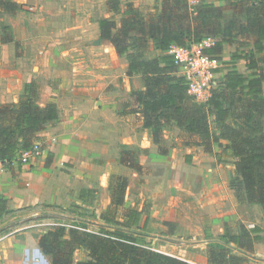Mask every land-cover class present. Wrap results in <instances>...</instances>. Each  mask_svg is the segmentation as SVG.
Returning a JSON list of instances; mask_svg holds the SVG:
<instances>
[{"label": "trees", "instance_id": "trees-1", "mask_svg": "<svg viewBox=\"0 0 264 264\" xmlns=\"http://www.w3.org/2000/svg\"><path fill=\"white\" fill-rule=\"evenodd\" d=\"M243 3L235 6L245 16L239 28L235 20L225 22L224 9L213 3L192 5L189 0H163L160 12L146 17L131 4L123 10L121 0H109L113 15L100 20L99 31L100 39L113 43L116 53L126 58L127 77L142 79L143 90L131 89L137 108L130 113L142 116L143 129L150 131L158 143L164 131L177 127L187 135L198 136L208 153L213 154L219 147L234 159L229 186L238 201L264 211V68L260 67L264 64V0ZM21 9L22 5L13 0H0V12L16 13ZM238 30L258 35L253 50L232 59L244 58L252 73L231 69L207 101L196 100L189 95L185 79L177 75L174 58L166 52L171 46L190 47L213 37L215 42L207 54L217 57L224 52L225 44L235 41ZM3 32L2 44L15 41L11 27L4 26ZM150 40L164 53L162 57H145ZM39 99V86L31 81L24 85L18 102L0 105V160L6 167L38 142L40 131L59 119L58 106H41ZM121 162L140 172L135 158L122 157ZM128 186V179L121 176L110 184L112 204L106 216L112 214L115 226L130 230L139 228L142 212L124 208ZM7 212V201L0 198V217ZM262 232L258 226L248 228L244 224L233 232L225 225L223 243L211 244L210 264H251L248 257L236 255L228 246L254 255L256 244L263 240ZM38 248L51 264H187L153 250L134 234L89 231L84 223L49 229L39 237ZM83 250L86 259L77 261L76 253Z\"/></svg>", "mask_w": 264, "mask_h": 264}, {"label": "rangeland", "instance_id": "rangeland-1", "mask_svg": "<svg viewBox=\"0 0 264 264\" xmlns=\"http://www.w3.org/2000/svg\"><path fill=\"white\" fill-rule=\"evenodd\" d=\"M13 1L22 5L20 11L16 13L0 12V37L4 34L3 27L9 26L12 28L15 38L11 44L0 42V102L14 103L22 95L24 85L35 81L39 86V100L41 102L48 99L60 100L67 121H73L75 124L73 129L69 130L71 132L69 136L74 141L73 145L76 146L77 151L80 148L85 155L97 153L98 149L95 147V143L99 134H102L105 140L112 142V146L106 152L107 155L98 153L101 158L95 160L106 165V162L114 160L115 151H118L115 141L131 135L126 121L121 122L120 120L117 123L110 119L131 107L135 100L130 91L131 86L133 87V80L130 86L126 75V58L120 57L116 53L113 43L100 39V20L113 15L107 5L109 0ZM121 2L123 10H126L125 6L131 4L146 17H150V15L160 12L163 0H121ZM240 2L242 1H226L225 22L230 19H235L239 25L243 22V16L237 14L232 7L233 4ZM119 18L117 17L118 20ZM233 54H238L236 46H232L223 53L221 67L226 63L233 62L231 61ZM163 55L156 48L155 42L150 40L145 57L152 59L160 58ZM240 68L243 69L242 66ZM222 76L223 73L215 78L216 85L222 81ZM72 109H74V113H69ZM98 113H103L104 118L110 120L105 123L106 127L100 128V124L96 121ZM69 116L74 118L70 119ZM213 129H215L214 125ZM112 130L114 139L110 136ZM163 136L179 138L183 142L188 140L185 134L174 130L166 131ZM166 143L172 144L169 140ZM214 151L221 157L217 159L213 157L210 160H194L192 164L186 166L183 161L188 154L184 149L179 150L178 154L182 156V159L175 160V162L168 160L167 163L171 165L172 162L180 167L183 173L181 174L182 179L178 180L184 185L196 184L200 190L211 184L212 175L219 169H222L223 174V179L220 182L227 181L229 184L234 176V159L229 154L223 153L219 147H215ZM110 155H112V159L109 157ZM179 161H181L180 166L178 165ZM220 173L219 171L218 174ZM175 182L177 183V181ZM137 190L134 186L133 192L135 193ZM97 191L99 192L97 196L94 194L91 198L90 195L87 196V212L81 213L82 215L73 209L62 208L60 211L53 207L54 216L43 217L38 214L30 218L31 221L27 220L28 222H22L23 216H18L19 214L13 211L0 217V264H51L50 258L42 256L38 252V239L50 228L59 225L72 227L78 223H85L79 220L83 218L88 223L86 224L88 228L95 232L98 231L100 213L97 208H94L96 198L98 197L100 201L97 206L103 207V210L106 204H104L105 197L102 196V192ZM234 193L237 197L235 191ZM71 203H75V201L73 200ZM238 203L242 214H244L242 217L246 221L244 225L247 226V223L260 224L264 234V211L258 206H251L239 201ZM191 212L192 209H185L186 216ZM43 214L45 213L43 212ZM44 218H47L48 221H45ZM241 222L242 220L231 221L233 232H237L243 223ZM184 227L188 228L189 226L186 224ZM149 228L151 233L158 234L160 227L151 225ZM144 230L148 231V229ZM141 239L148 244V239ZM259 244L260 253L264 256V235L263 241ZM187 250L185 258L190 264H201L194 262L196 261L194 260L195 256L191 255L190 249ZM171 253L176 254L177 252L172 251ZM182 253L184 254V252ZM201 254L203 253L201 252ZM85 257L83 251H78L75 256L77 261L85 259ZM260 258L262 259L256 254L252 263L264 264V260Z\"/></svg>", "mask_w": 264, "mask_h": 264}, {"label": "crops", "instance_id": "crops-1", "mask_svg": "<svg viewBox=\"0 0 264 264\" xmlns=\"http://www.w3.org/2000/svg\"><path fill=\"white\" fill-rule=\"evenodd\" d=\"M226 1L201 0L198 4L213 3L218 7H222L225 12ZM240 1L256 4L257 0ZM235 6L236 4L232 5L236 13L243 16V22L240 25L237 23L240 28L245 23V16ZM231 20L235 19H230L229 21ZM257 40L258 35L256 33L242 34L238 30L235 41L225 44L224 52L232 48V46H236L238 54H233L232 58L234 59V56L243 57L254 49V44ZM223 53L217 57L212 56L218 62L215 78L223 73L221 81L223 82L224 76L231 69L237 70L242 74L252 73V71H248V62L244 58L226 63L221 67ZM166 54H168V51ZM260 67L264 68V64H260ZM177 75L182 76L179 70ZM132 80L133 87L131 86ZM128 81L131 86L130 91L131 89H144L140 76H134L132 79L128 78ZM19 98L14 103L18 102ZM39 103L41 106L55 103L59 109V119L49 123L37 134L38 142L45 147V154L35 158L29 164H23L18 159L11 166L6 167L5 172L0 175V198L7 201V213L13 211L18 213V216H23L22 222H28L27 220L38 214L43 215V217L53 215L55 214L53 207L60 211L64 208L73 209V211H78L80 214L85 213L87 212V196L90 195V198L93 194L97 196L99 193L97 190L101 191L102 196L105 197L104 204L106 206L104 210L109 211L112 204L110 184L113 183L116 177L121 176L127 178L129 182L124 208L137 209L142 212L140 226L130 230L115 226L112 223V214L106 216L107 211H104L103 207L97 206V203L100 202L97 197L94 208H97L98 213H100V221L98 222V227L100 228L97 229L98 231L101 229L121 230L128 234H134L139 238H146L153 250L167 255L173 254L171 253L172 251L177 253L178 251H184L187 255V249H190L191 255L195 256L194 260L196 261L194 262L210 264L209 252L211 244L223 243L221 236L224 234L225 225L232 227L231 221L235 222L237 220L238 222L242 220L243 223H241L246 224L234 191L227 184V181L220 182L223 179L222 169L216 170L217 172L212 175L213 180L210 181V185L204 186L199 190L196 184L187 186L180 183L179 180L182 179L181 174L183 173L180 167L172 162L171 165H168V160H174L175 162V160L182 159L178 151L183 149L188 154L183 161L186 166L192 164L194 160H210L213 157L217 159L216 152L211 154L205 151L198 136L187 135L176 127L170 131L174 130L185 134L187 141L183 142L179 138L163 136L166 133L164 131L162 141L160 143L155 142L151 132L143 129L142 116L130 113L132 109L137 108L136 100H134L131 107L120 112L121 115L118 113L110 119L112 122L117 123L120 120L121 122L126 121L131 135L115 141L118 151H115L116 154L114 153V160L106 162V165L101 163L102 166L98 160H95L101 158L99 154L107 155L106 152L112 146V142L105 140L103 135L99 134L95 143V147L98 149L97 153L85 155L80 148L77 151L76 146L73 145L75 144L74 141L69 136L71 133L69 130L73 129L75 124H73V121H67V117L64 116V107L61 106L60 100L48 99L42 102L39 100ZM2 104L7 103L2 101L0 105ZM98 104H101V102H98ZM69 113H74V109ZM69 118L72 119L74 117L69 116ZM96 118L100 128L106 127L105 123L110 121L104 118L103 113H98ZM111 133L110 136L114 139L113 130ZM167 140L171 141L172 144L168 145L166 143ZM109 157L112 159V155ZM122 157L128 160L135 158L141 168L140 172L122 164ZM180 162H178L179 166L181 165ZM219 171L221 172L220 174H218ZM134 186L138 189L135 193L133 192ZM73 200L75 203H71ZM186 208L192 209V212L187 216L185 215ZM44 220L48 221L47 218H44ZM79 220L84 221V224H88L83 218ZM186 224H188V228L184 227ZM151 225L160 227L158 234L150 232L149 227ZM256 226L262 229L260 224L251 225L247 223L248 228ZM88 229L93 231L90 228ZM144 229H148V231L146 232ZM139 231H141L140 234H138ZM261 235H264L263 232ZM259 246L260 244L257 243L254 255H245L244 252L235 249L233 246L228 247L236 255L248 257L251 260V264H253L252 260H254L256 254L262 257V259L260 258L261 260H264ZM38 252L44 256L39 248ZM83 252L85 251L83 250Z\"/></svg>", "mask_w": 264, "mask_h": 264}, {"label": "built area", "instance_id": "built-area-1", "mask_svg": "<svg viewBox=\"0 0 264 264\" xmlns=\"http://www.w3.org/2000/svg\"><path fill=\"white\" fill-rule=\"evenodd\" d=\"M200 1L189 0L192 5H197ZM214 42L213 37H205L199 43L190 47L171 46L168 50V55L174 58L178 70L186 81L189 95L200 102L207 101L211 97L212 89L216 86L214 81L218 62L207 54V50L213 46ZM43 154H45V147L42 143L36 142L30 150L21 153L19 160L23 164H29L35 158L43 156ZM5 170L6 166L0 160V175ZM170 256L190 264L185 258V252L183 254L182 251H178V253Z\"/></svg>", "mask_w": 264, "mask_h": 264}]
</instances>
